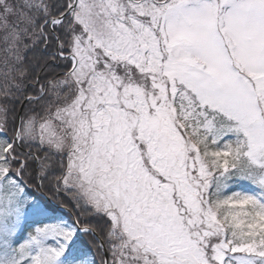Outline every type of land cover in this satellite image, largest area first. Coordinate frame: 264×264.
Returning <instances> with one entry per match:
<instances>
[{
  "label": "snow or ice",
  "instance_id": "1",
  "mask_svg": "<svg viewBox=\"0 0 264 264\" xmlns=\"http://www.w3.org/2000/svg\"><path fill=\"white\" fill-rule=\"evenodd\" d=\"M0 264H264V0H0Z\"/></svg>",
  "mask_w": 264,
  "mask_h": 264
}]
</instances>
